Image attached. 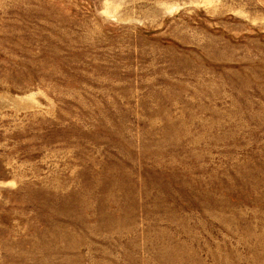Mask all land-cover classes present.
<instances>
[{
	"label": "rangeland",
	"instance_id": "obj_1",
	"mask_svg": "<svg viewBox=\"0 0 264 264\" xmlns=\"http://www.w3.org/2000/svg\"><path fill=\"white\" fill-rule=\"evenodd\" d=\"M0 264H264V0H0Z\"/></svg>",
	"mask_w": 264,
	"mask_h": 264
}]
</instances>
